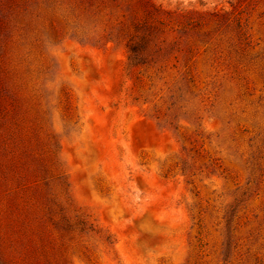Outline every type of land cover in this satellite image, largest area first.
I'll return each mask as SVG.
<instances>
[{"label":"rangeland","instance_id":"obj_1","mask_svg":"<svg viewBox=\"0 0 264 264\" xmlns=\"http://www.w3.org/2000/svg\"><path fill=\"white\" fill-rule=\"evenodd\" d=\"M0 264H264V0H0Z\"/></svg>","mask_w":264,"mask_h":264},{"label":"trees","instance_id":"obj_2","mask_svg":"<svg viewBox=\"0 0 264 264\" xmlns=\"http://www.w3.org/2000/svg\"><path fill=\"white\" fill-rule=\"evenodd\" d=\"M165 14H167V12L165 10H163L161 7L156 6L154 3H148V7L146 10V16L147 18H154L158 23L162 24L165 22L166 17L164 16ZM145 24H147L145 22ZM145 24H143L142 26H145ZM131 51L133 53V56H131V60L134 61L136 58V53L138 51V46H137V42L135 41L132 45H131Z\"/></svg>","mask_w":264,"mask_h":264}]
</instances>
